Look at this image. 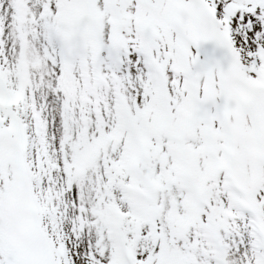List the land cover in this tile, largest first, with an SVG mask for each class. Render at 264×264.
Masks as SVG:
<instances>
[{"label": "snow or ice", "instance_id": "obj_1", "mask_svg": "<svg viewBox=\"0 0 264 264\" xmlns=\"http://www.w3.org/2000/svg\"><path fill=\"white\" fill-rule=\"evenodd\" d=\"M0 264H264V0H0Z\"/></svg>", "mask_w": 264, "mask_h": 264}]
</instances>
